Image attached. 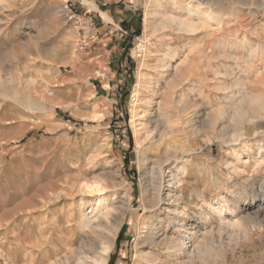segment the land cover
Returning a JSON list of instances; mask_svg holds the SVG:
<instances>
[{"label": "rangeland", "instance_id": "374dc122", "mask_svg": "<svg viewBox=\"0 0 264 264\" xmlns=\"http://www.w3.org/2000/svg\"><path fill=\"white\" fill-rule=\"evenodd\" d=\"M132 1L137 21L127 60L108 64L91 55L86 21L94 3L121 0H0V264H57L61 240L81 237L79 217L91 211L96 193L83 194L86 183H114L103 192L107 203L131 201L107 264L142 262L141 222L157 225L166 215L143 210V173L161 154L159 141H143V128L152 114L168 129L171 111L175 129L166 138L170 154L184 156L171 170L185 169L177 196L187 216L184 229L172 224L166 234L176 240L195 232L187 253L202 242L205 252L190 264H264V0H220L218 27L194 34L160 30L164 15L185 17L190 0ZM178 67L202 76L176 89L190 104L180 123V108L168 104ZM238 105L246 117H232ZM168 176L165 170L161 182ZM165 190L162 184L160 195ZM72 209L70 226L64 220Z\"/></svg>", "mask_w": 264, "mask_h": 264}, {"label": "bare ground", "instance_id": "6f19581e", "mask_svg": "<svg viewBox=\"0 0 264 264\" xmlns=\"http://www.w3.org/2000/svg\"><path fill=\"white\" fill-rule=\"evenodd\" d=\"M1 1H3V0H1ZM185 11H186V12H184L185 17L174 16L171 14L170 15H164V16L162 15L163 18H162L161 23H160V30L162 29L164 32V30L167 28L175 27L177 31H181V32H184L187 34H194L200 28H206V27L207 28L213 27L215 30L218 27V25L220 24V21H221L220 15L223 12L220 0H206V1L205 0H193V1L190 0V2L187 4ZM160 14H162V13H160ZM160 32H162V31H160ZM163 67L168 68L169 65L166 66V64H165V66H163ZM165 70H167V69H165ZM191 76H194V77L198 76L199 81L202 77L201 72L197 68L194 69L193 67L192 68L186 67L185 70H182V69H180V67H178L174 70L172 76L170 77V81L168 84L169 88L171 89V94H170L171 96H170V99H169L170 101L168 104H170V106L173 109H175V108L178 109L177 107L180 108L178 113L176 111L177 115H175L176 116L175 119L177 120L176 122H179V123H180V120L183 119L184 116H186L183 114L185 112H187L186 110H187L188 106H190V104L188 105L189 102H187V100L184 99L186 96H184V98H183V96H181L179 98L177 97V95H176L177 90L176 89L180 88L179 90H181V89L183 90L184 83ZM143 80H145V79H143ZM158 86L159 85L157 82L156 87H158ZM150 92H151V90H150ZM175 92H176V94H175ZM181 92H180V94H181ZM175 95L178 98V100H176L177 98L174 97ZM151 100H152V98H151ZM151 100L149 99V101H151ZM147 105H150V104H147ZM195 107H196V105H195ZM195 109H198V108H195ZM195 112L197 113L196 110H195ZM169 113L171 114V115H168L170 118L172 116L173 111H171ZM219 114L222 115L223 114L222 111H220ZM246 114L247 113L244 112L242 110V107L241 106L239 107V105L237 108H235L233 110V113H231L232 117H237V118L238 117H240V118L246 117L245 116ZM146 117L147 116H145V118ZM156 118H157L156 115L152 116V114H151L148 118L145 119V126L143 128L145 130V133H146V136L143 138V141H149V142L159 141L158 143H160V144L158 145V148H159L158 150L161 151L159 158L157 157L156 160L155 159L153 160L152 170L148 174L143 173V176H145L147 178V183H148L147 188H145L142 192L143 200L149 204V207H147L143 210H148L150 213L165 210L166 215L164 216L165 219L159 218L160 221L158 222L157 225L151 223V225L149 224L147 226L146 222H145V221H147L146 219H145V221L143 220L141 222L142 229H145V231H143V233H145V234H144V236L142 235L143 238L139 239V242H140V240L142 241V245H143L142 247L144 249V250H142L143 251L142 253H144V251H147V253L141 254V256L139 255L140 259L138 261H142L139 264H162L160 262L161 257H165V258L170 260L171 257L173 256L177 259H181L182 257H185L186 260L183 264L192 263L191 261L193 260L194 257L198 258L199 262L201 263V260H202L201 255L205 252L203 242H202L201 246L200 245L197 246L198 243H196L195 244L196 246H194V248L192 247L193 250L190 251L189 253H187L189 250L187 251V248H186L187 245H186L185 241L191 240V238L193 237L195 232L193 233V235H192V232H191V234H189V235H192V237H188L187 235H186L187 237L186 236L181 237L180 234L177 233V236H179V238L176 237L177 238V239L175 238L176 240H174L171 237L175 232L173 233L172 231H169V235L166 234L168 231L169 225L174 224L180 230L184 229V227H185L184 219L187 216L186 214H184L185 202L182 200V198L180 196H177V192L183 190L182 185L180 186V184L182 183V180L180 179V175L185 174V169H184V167H182V168L177 169L175 171L171 170V165L174 163V161L176 162L179 159L182 160L184 158V156H180V158H179L177 153L174 154L171 151L174 154V155L173 154L171 155L169 152L171 150V146L168 143L169 141L167 142L166 137L168 135V130H170V132H171V131H174L173 128L175 129L174 125L173 126H172V124L170 125V122H171L170 119L167 118V121H166L168 124L167 125L168 127H166V128H168V129H162V127L160 128L159 120ZM250 121H251V119H250ZM176 122H173V123L175 124ZM186 126H188V125H186ZM177 131H179V130H177ZM141 140H142L141 133L139 132L138 129H135L134 130V141L137 144H140V142H142ZM160 145H162V146L164 145L163 146L164 149H160V147H161ZM180 149H183V148H180ZM178 153H179V151H178ZM182 153H187V151L184 152V150H183ZM182 153L180 155H182ZM140 162L144 163L142 159L140 160ZM167 162H170V163L166 164ZM175 169H176V167H175ZM165 170H168L169 176L167 177V179L163 178V180L161 182V177L164 175ZM97 184L94 185V184L86 183L83 186V188H82L83 194L88 193V194L92 195V194L96 193V195H93V197H94L93 202H92L93 203L92 204L93 209L90 208L91 211L89 213H81V215L79 217V221H78L79 226L78 225L77 226L79 227V231L81 232V237L77 236L76 234H72V235H68V236L66 235V237L61 240V245H63L62 247H64V248H63V250H60L59 253H63V256L60 255L61 257L58 258V260L56 262L57 264H107V258L109 256L110 251H111L112 245H113L117 235L119 234L120 230L122 229V222L124 221V216L126 214V210H129L132 207H131V201L129 200L128 195L126 196V199L124 201L126 204V208L118 205L119 202L116 200H114V201L111 200L110 203H107L106 195H104L103 192L105 191L106 188L107 189L111 188V189L115 190L116 185L114 183H112L110 186L109 185L107 186V184L106 185H99V184L97 185ZM162 184H165V187H166V190L164 192L165 193L164 196L160 195V190H161ZM149 191H151V192L149 193ZM84 200H85L84 196L80 197L79 203L77 205L78 211H81L80 209L84 206ZM74 209H76V208H74ZM74 209L71 210V212L69 213V216L67 218L65 217L64 222L67 225L73 226L72 224L76 223L74 216H73V210ZM149 212H148V215H149ZM52 215H54V214H52ZM53 221H55V223H56L57 219L54 218ZM52 225H54V224L52 223ZM157 226H159V227H157ZM162 226L165 227L164 232L160 228ZM229 226H231V225H229ZM54 230H55V228L53 227L52 231L54 232ZM160 233H161V235H159ZM193 238L196 239L197 237L196 238L193 237ZM193 238H192V240H194ZM195 241H193V242H195ZM197 242H199V241H197ZM139 246H140V244H139ZM195 261H197V260H195Z\"/></svg>", "mask_w": 264, "mask_h": 264}, {"label": "crops", "instance_id": "0c3cea01", "mask_svg": "<svg viewBox=\"0 0 264 264\" xmlns=\"http://www.w3.org/2000/svg\"><path fill=\"white\" fill-rule=\"evenodd\" d=\"M131 2L133 1L123 0L122 2L121 0V4L113 2L116 6L109 3L108 7L106 3L101 4V7L96 3L93 4V13L86 21V30L91 55L95 59L106 60L108 64L117 57L121 64L127 60L125 51L129 48L125 43L133 33V24L137 21L136 9ZM118 24L124 27L123 30ZM137 32L138 29L134 31V34Z\"/></svg>", "mask_w": 264, "mask_h": 264}, {"label": "trees", "instance_id": "16d2710c", "mask_svg": "<svg viewBox=\"0 0 264 264\" xmlns=\"http://www.w3.org/2000/svg\"><path fill=\"white\" fill-rule=\"evenodd\" d=\"M138 32H139V30H138ZM123 228H124V227H122V229L120 230L119 235H118V237H117V240L120 239L121 234L123 233ZM109 264H111V262H109Z\"/></svg>", "mask_w": 264, "mask_h": 264}]
</instances>
